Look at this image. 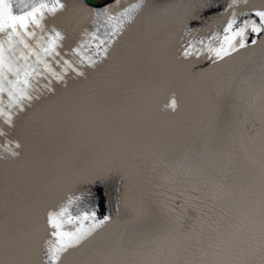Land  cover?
<instances>
[{"label": "bare ground", "instance_id": "6f19581e", "mask_svg": "<svg viewBox=\"0 0 264 264\" xmlns=\"http://www.w3.org/2000/svg\"><path fill=\"white\" fill-rule=\"evenodd\" d=\"M106 1L93 0L97 3ZM153 1L148 0L145 6L149 12L142 26L151 32L150 35L137 37L131 34L118 52H113L112 59L101 66L98 74V71L90 73L92 75L87 81L69 80L66 90H60L54 97L43 98L28 111L27 116L21 118L19 139L24 144L22 157L0 161V255L3 259L14 257L17 264H39L41 247L47 238L45 213L61 203L66 194L84 187L80 178L85 172L118 164L126 170L133 195H143L156 207L158 202L168 197L171 182L169 176L157 180L156 175L150 174L149 165L154 161V170L160 176L166 173L180 179L181 176L174 173L176 157L193 144L184 136H194L196 131L208 124L216 90L230 88L236 80L248 77L247 72L253 75L264 71V59L257 61L264 58V50L255 48L220 67L201 60L193 76L176 59L183 25L201 28L200 34L203 35L208 31L204 25L212 23L213 28L222 26L223 18L213 23L212 17H209L195 23L188 16L197 0ZM128 4L124 2V6ZM80 9L78 0H68V11L58 14L55 20L59 28L63 26L71 35V39L65 42V48L74 46L85 29L90 32L96 27L94 20ZM161 12L165 14L163 18L159 14ZM257 52L262 54L256 57ZM126 71V80L108 85L112 74ZM241 88V95L231 93L245 100L260 98L250 83L241 84ZM173 90L178 93L180 102L176 113L164 110ZM133 94L135 98L131 100ZM130 100L138 105L134 109H141L143 114L141 128L154 125V131L151 128L153 139L149 132H142L139 126L122 120L138 113L125 110L128 107L125 103ZM156 108L166 115L157 114ZM253 115L260 117L258 112ZM233 119L234 116L229 124ZM222 120L223 115L216 126L221 125ZM213 151L219 154L216 148ZM41 162L44 171L40 187L33 193L35 184L30 177ZM204 165L214 172L213 163L207 161ZM249 175L244 171L242 180L229 176V172L218 177L223 188L233 193L245 190L250 182ZM114 179V186L117 182L123 188L119 178ZM156 185L155 192L152 188ZM258 194L259 190L247 192L234 203L240 201L242 204L246 196ZM170 201L175 203L173 199ZM216 201L219 205L229 202V198L218 196ZM82 206H90V202L85 200ZM112 208L107 207L108 213ZM111 215L115 220V215ZM165 217L158 213L160 228ZM128 221L129 217L124 214L121 220L108 225L66 264H105L108 260H116L119 264H147L151 257L145 253L150 249L161 245L183 248L184 244L190 243L187 240L190 239L189 230H185L186 223L183 221L177 225L179 230L170 232L155 228L150 222L146 228H134ZM180 239H184L183 243ZM240 245L246 246L244 241Z\"/></svg>", "mask_w": 264, "mask_h": 264}, {"label": "snow or ice", "instance_id": "6c2138e0", "mask_svg": "<svg viewBox=\"0 0 264 264\" xmlns=\"http://www.w3.org/2000/svg\"><path fill=\"white\" fill-rule=\"evenodd\" d=\"M148 0H132L124 6V0L93 2L78 0L81 11L87 13L96 24L93 31L85 29L74 46L65 48L70 33L59 28L55 20L60 13L68 11V0H0V161L19 160L24 144L19 139L21 118L27 116L34 105L46 97H54L68 88L69 80L87 81L90 73L112 59L115 46L119 44L128 28L135 23L138 13ZM163 18L165 14L159 13ZM212 17L223 18L222 26L204 25L208 29L201 35V28L184 24L176 59L193 75L201 60L214 67L231 63L237 55L260 48L264 50V0H197L188 19L195 23ZM234 79V77H233ZM230 88H218L208 120L207 129H213L217 120L230 106ZM260 97L264 101V79L261 80ZM180 102L172 92L165 111L176 113ZM261 132L264 138V106L260 110ZM44 164L38 163L32 179L35 193L40 187ZM119 178L122 189L112 180ZM259 194L250 199L246 209L232 218V213L221 216L209 225L205 233L202 221L216 211L203 202L190 206L200 224L189 229L191 243L185 247L161 245L148 250L151 257L147 264H264V161L261 162ZM83 188L66 194L58 205L47 209L44 222L47 238L41 247L39 264H66L80 249L86 247L99 232L114 223L108 213L109 196L118 194L115 210L129 217V224L148 227L154 214L176 217L187 214L189 208L169 203L171 197L160 201L156 207L143 195H133L126 170L118 164L82 174ZM223 191V189H221ZM183 196L184 193L178 194ZM199 201L198 196L192 197ZM211 200L217 199L214 194ZM88 200L90 206H82ZM187 203V201L185 202ZM104 209L102 212L101 209ZM207 208V212L204 209ZM221 221L224 227L221 228ZM246 237L241 246L237 237ZM145 247V246H142ZM0 264H4L0 260ZM10 264H17L16 261ZM105 264H119L116 260Z\"/></svg>", "mask_w": 264, "mask_h": 264}, {"label": "water", "instance_id": "95a60500", "mask_svg": "<svg viewBox=\"0 0 264 264\" xmlns=\"http://www.w3.org/2000/svg\"><path fill=\"white\" fill-rule=\"evenodd\" d=\"M89 2V0H87Z\"/></svg>", "mask_w": 264, "mask_h": 264}]
</instances>
